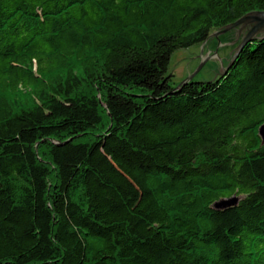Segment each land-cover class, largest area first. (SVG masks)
Wrapping results in <instances>:
<instances>
[{
  "label": "trees",
  "instance_id": "16d2710c",
  "mask_svg": "<svg viewBox=\"0 0 264 264\" xmlns=\"http://www.w3.org/2000/svg\"><path fill=\"white\" fill-rule=\"evenodd\" d=\"M251 12L0 0V264H264V37L212 81L168 74Z\"/></svg>",
  "mask_w": 264,
  "mask_h": 264
},
{
  "label": "water",
  "instance_id": "95a60500",
  "mask_svg": "<svg viewBox=\"0 0 264 264\" xmlns=\"http://www.w3.org/2000/svg\"><path fill=\"white\" fill-rule=\"evenodd\" d=\"M264 37V12H251L237 22L210 36L206 45H196L176 52L169 67L176 87L184 81H212L225 74L237 59L244 46ZM264 144V125L259 129ZM239 198L221 200L217 209H229L238 204Z\"/></svg>",
  "mask_w": 264,
  "mask_h": 264
},
{
  "label": "rangeland",
  "instance_id": "374dc122",
  "mask_svg": "<svg viewBox=\"0 0 264 264\" xmlns=\"http://www.w3.org/2000/svg\"><path fill=\"white\" fill-rule=\"evenodd\" d=\"M168 74H169V75H172V74H171V69H170V67H169V70H168ZM174 78H175V76L173 75V79H174ZM173 79H172V80H173ZM197 82H201V81H197ZM172 85H173V87H176V83H174L173 81H172Z\"/></svg>",
  "mask_w": 264,
  "mask_h": 264
}]
</instances>
